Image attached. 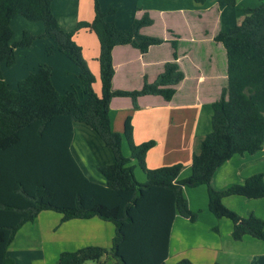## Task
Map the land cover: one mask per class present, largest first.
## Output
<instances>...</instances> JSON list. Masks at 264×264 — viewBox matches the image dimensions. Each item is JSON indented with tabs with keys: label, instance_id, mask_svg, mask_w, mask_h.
<instances>
[{
	"label": "trees",
	"instance_id": "obj_1",
	"mask_svg": "<svg viewBox=\"0 0 264 264\" xmlns=\"http://www.w3.org/2000/svg\"><path fill=\"white\" fill-rule=\"evenodd\" d=\"M194 1L203 4L206 0ZM215 2L217 6H235L237 0ZM51 3L0 0V264H14L7 248L17 230L44 210L60 213V222L98 217L114 225L109 248L86 245L64 251L58 264H166L174 217L178 214L190 221L198 217V211L189 207L183 188L198 185L207 188L209 211L216 218L231 221L233 239L246 235L264 239L263 219L251 211L240 216L222 202L228 195L264 197L263 174H253L225 189L211 185L215 170L232 155L264 151V0L254 7L240 6L242 21L220 30L213 38L225 49L227 81L211 103V129L202 138L199 151L192 154L190 174L184 179L178 178L181 163L148 168L145 155L154 141H133L130 115L123 131H114L109 107L116 96L129 97L134 108L142 95H159L165 100L173 97L175 85L184 77L176 62L178 36L168 40L172 59L152 82L144 78L139 89H114V46L130 45L145 53L150 46L165 41L142 32L152 24L149 14L144 12L128 29H120L112 19L116 9L103 8L99 0H93V19L77 22L73 30L65 32L52 13ZM17 15L41 21L43 33L23 31L12 41L10 23ZM80 29L93 32L99 42L100 94L94 91V75L72 39ZM38 37L52 39L77 66V88L57 91L49 65L30 72L17 82L16 89L9 87L2 64H14L15 47L28 46ZM74 119L96 127L113 154L112 163L97 166L105 184L89 179L70 152ZM124 141L128 155L122 151ZM136 166L144 173V182L136 179ZM110 258L113 261L109 262ZM176 264L193 263L183 258Z\"/></svg>",
	"mask_w": 264,
	"mask_h": 264
},
{
	"label": "crops",
	"instance_id": "obj_2",
	"mask_svg": "<svg viewBox=\"0 0 264 264\" xmlns=\"http://www.w3.org/2000/svg\"><path fill=\"white\" fill-rule=\"evenodd\" d=\"M99 1L103 8L112 6L116 9L112 19L120 29H128L135 19L147 12L152 24L144 27L142 32L165 40L150 46L145 53L130 45L114 46V89H139L144 78L152 82L165 63L172 59L168 40L178 36L176 62L184 77L175 85L173 97L165 100L159 95H142L137 98L138 107L134 108L129 97L116 96L110 100L109 107L114 131L122 132L124 121L130 115L133 141L136 144L154 141L145 155L148 168L181 163L178 178L184 179L190 174L192 154L199 151L202 138L211 129V103L219 97L227 81L225 49L213 38L220 30H228L242 21L244 15L240 6L254 7L259 0L246 5L242 3L243 0H237L235 6H217L215 2L204 10H200V3L194 0L184 6L180 5L179 0H173L172 4L167 0ZM51 10L65 32L73 30L77 22H89L94 16L93 0H52ZM18 23L21 28L27 26L29 30L23 29L17 38L13 31L12 41L18 40L23 31L34 35L44 31L41 21H30L17 15L11 20L12 29ZM72 39L80 47L94 75V91L100 94L99 42L96 35L80 29ZM14 53V64L9 67L2 64L3 78L11 89L40 65L51 67V79L57 91L63 93L78 87L77 66L57 49L52 39L38 37L28 46L15 47ZM73 129L69 149L74 159L89 179L105 184L106 179L97 166L112 163L113 154L106 146L104 137L96 127L83 119H74ZM122 151L124 155L129 153L125 141ZM256 173H262L264 178V151L236 153L215 170L211 185L216 189H225L232 184L242 183ZM134 175L139 182H144L145 175L137 166ZM183 193L189 207L198 211V217L195 221L178 214L174 217L166 264H176L183 258L193 264H264V239L250 235L241 240L233 239L231 221L216 218L209 211L205 185L184 187ZM222 202L240 216H246L251 211L264 220V197L228 195L223 197ZM60 219V213L41 211L34 221L23 224L17 230L7 248V256L13 259L14 264H58L59 254L64 251H75L86 245L110 247L114 234L111 222L98 217L64 222H60Z\"/></svg>",
	"mask_w": 264,
	"mask_h": 264
},
{
	"label": "rangeland",
	"instance_id": "obj_3",
	"mask_svg": "<svg viewBox=\"0 0 264 264\" xmlns=\"http://www.w3.org/2000/svg\"><path fill=\"white\" fill-rule=\"evenodd\" d=\"M167 2L172 4L173 0H167ZM190 2H191V0H179L180 5H182V6H184V5H186L187 3H190ZM214 3H215V0H207V1H205L204 4H199V9L200 10H204L205 8H209V6L210 5H213ZM242 3L244 5H246V4H252L253 3V0H243ZM23 27L24 28H21L19 26V23L17 24V26H14L13 31H15V37L16 38L20 36V33L22 32L23 29L29 30L27 26H23ZM41 63H44V62H41ZM5 67H9V66H5ZM12 89H16V84L13 86Z\"/></svg>",
	"mask_w": 264,
	"mask_h": 264
},
{
	"label": "built area",
	"instance_id": "obj_4",
	"mask_svg": "<svg viewBox=\"0 0 264 264\" xmlns=\"http://www.w3.org/2000/svg\"><path fill=\"white\" fill-rule=\"evenodd\" d=\"M90 264H96V263H90Z\"/></svg>",
	"mask_w": 264,
	"mask_h": 264
}]
</instances>
